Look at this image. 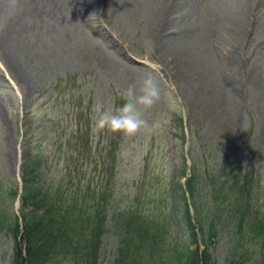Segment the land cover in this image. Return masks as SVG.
I'll use <instances>...</instances> for the list:
<instances>
[{
    "label": "rangeland",
    "instance_id": "obj_1",
    "mask_svg": "<svg viewBox=\"0 0 264 264\" xmlns=\"http://www.w3.org/2000/svg\"><path fill=\"white\" fill-rule=\"evenodd\" d=\"M79 1L54 0L51 10L45 0H0V213L20 215L10 193L21 186L30 148L53 162L47 174L56 189L66 177L80 191L113 186L116 206L135 199L163 232L186 157L202 225L214 219L217 227L205 250L200 231L195 243L185 241L175 225L181 214L172 211L171 236L163 235L154 261L185 245L209 264L242 254L263 259L264 233L246 225L241 237L212 198L213 184L232 185L253 165L264 220V0H158L154 12L143 8L150 0H97L83 12ZM149 73L162 90L147 113L157 126L114 140L93 131L96 102L120 106V91ZM99 191L87 195L98 199ZM116 225H106L98 264L120 258V241L129 236L120 238ZM17 243L24 249L22 236ZM14 248L11 231L0 232V264H13Z\"/></svg>",
    "mask_w": 264,
    "mask_h": 264
},
{
    "label": "trees",
    "instance_id": "obj_2",
    "mask_svg": "<svg viewBox=\"0 0 264 264\" xmlns=\"http://www.w3.org/2000/svg\"><path fill=\"white\" fill-rule=\"evenodd\" d=\"M50 164L51 162L44 156L31 153H27L23 163L24 188L20 213L25 257H23V249L15 241L13 264H57L61 260H68L72 264H98L102 240L107 232L105 224L111 214L117 215L109 208L114 190L102 189L103 200L95 202L96 199L88 197L87 194H96V190L80 191L79 183L77 187L68 188L63 185L56 189L55 187L60 184L56 185L57 183L51 181V177L47 174ZM66 180H68L67 177L64 181ZM181 189L182 195L174 200L175 206L177 211L183 213L184 233L188 236L187 238L195 242V225L182 186L179 187V190ZM10 194L15 199L18 194L17 189ZM190 195L194 197L193 192H190ZM249 208L248 205L242 204L239 211L241 220L238 227L241 230L245 226L242 218ZM119 218L123 222L127 220L129 238L122 242V247L119 249L120 258L115 261V264H163L164 261L167 264H198L201 261L203 264H209L208 259L200 257L197 251L187 247L169 255L163 253L161 261L158 259L154 261L162 241L159 239L160 233L154 226V222H141V218L136 217L135 212L130 211V208L121 211ZM256 223L248 222L249 230L264 233V224ZM5 230H10L15 240L20 235L19 217L14 213L7 215H4V212L0 213V232ZM208 230L210 232L211 227L206 230V226L202 225L201 235L205 237ZM230 264H264V258L251 260L245 254L239 261Z\"/></svg>",
    "mask_w": 264,
    "mask_h": 264
},
{
    "label": "clouds",
    "instance_id": "obj_3",
    "mask_svg": "<svg viewBox=\"0 0 264 264\" xmlns=\"http://www.w3.org/2000/svg\"><path fill=\"white\" fill-rule=\"evenodd\" d=\"M119 95L123 100L120 106L106 105L100 100L96 102L93 107V131L134 137L157 126L147 118L148 111L162 96V90L151 73L138 84H129Z\"/></svg>",
    "mask_w": 264,
    "mask_h": 264
},
{
    "label": "bare ground",
    "instance_id": "obj_4",
    "mask_svg": "<svg viewBox=\"0 0 264 264\" xmlns=\"http://www.w3.org/2000/svg\"><path fill=\"white\" fill-rule=\"evenodd\" d=\"M96 1L97 0H80L79 2H77V4H78L79 8L81 9V11L83 12V10H86V8H89L91 5H95ZM138 1H142V0H138ZM157 1L158 0H150L148 3H146L143 6V8L145 10H149V11L152 10V12L157 11V10H159V7L157 6ZM45 6L47 8L49 7L51 9V7L55 6L54 0H45ZM51 10H53V9H51Z\"/></svg>",
    "mask_w": 264,
    "mask_h": 264
}]
</instances>
